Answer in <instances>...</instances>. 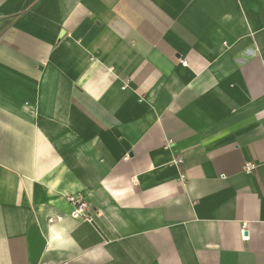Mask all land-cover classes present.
I'll return each instance as SVG.
<instances>
[{"label": "crops", "instance_id": "crops-1", "mask_svg": "<svg viewBox=\"0 0 264 264\" xmlns=\"http://www.w3.org/2000/svg\"><path fill=\"white\" fill-rule=\"evenodd\" d=\"M0 264H264V0H0Z\"/></svg>", "mask_w": 264, "mask_h": 264}, {"label": "built area", "instance_id": "built-area-1", "mask_svg": "<svg viewBox=\"0 0 264 264\" xmlns=\"http://www.w3.org/2000/svg\"><path fill=\"white\" fill-rule=\"evenodd\" d=\"M180 160H174V164H179ZM256 169V164L249 162L243 166V172L252 173ZM69 201L72 204L71 217L74 219H89V205L86 201L78 199L76 197H69Z\"/></svg>", "mask_w": 264, "mask_h": 264}]
</instances>
